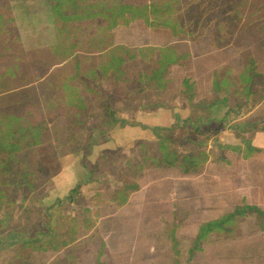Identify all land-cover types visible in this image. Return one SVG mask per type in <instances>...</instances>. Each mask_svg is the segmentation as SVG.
I'll use <instances>...</instances> for the list:
<instances>
[{
  "label": "rangeland",
  "instance_id": "obj_1",
  "mask_svg": "<svg viewBox=\"0 0 264 264\" xmlns=\"http://www.w3.org/2000/svg\"><path fill=\"white\" fill-rule=\"evenodd\" d=\"M205 2V6H193L187 16L193 21L226 20L228 28L210 30L220 34L219 40L227 48L216 55L214 61L201 60L191 64L192 67L198 66V69H194L196 75L193 79L201 81L203 87H209L210 77L200 73L206 65L212 68L231 67L232 70L223 80L217 78L220 89L209 92L202 89L194 94L192 91L189 92L192 99L184 100L181 75L174 76V80L165 84L164 88H157L153 80L144 81L143 75L138 74L142 71L144 74L152 72L154 59L135 61L132 52H129L131 59L125 64L123 74L117 73L100 80L99 76L68 75L67 80L78 90L77 98L71 94L70 100L85 99L88 105L87 109L81 110L75 124L70 126V129H75L74 142L70 141L68 135V123L74 120L73 113L66 108L50 107L46 112L49 123L42 134V143L18 153L10 174L0 175V217H6L5 222L0 223V264H264V232L257 229L251 217L240 223L238 228L233 227L232 234L226 237L212 234L195 247L198 227L207 220H186L179 211L176 215L172 214L169 200L171 188L178 181L181 185V177L176 170H149L148 167L156 161L152 159L160 155L154 141L142 142L140 146V143L127 145L125 141L116 139L111 150L101 148L94 153L88 146L91 131L101 138L100 142L110 138L111 132L106 131L104 113L99 107L108 97L110 105L114 106L115 117L122 119V115L126 114V121L133 123L140 103L142 110L151 111L159 105L179 107L184 102L191 103L196 96L198 106L195 104V110L200 111L204 106L216 103V100L225 99V110L228 107L237 112L231 113L223 126L216 123L204 125V122L199 124L200 131L195 132L180 123L172 133H163L173 141V149L178 155L197 156L199 159L207 156L212 163H221V151L214 146L216 140L244 150L245 142L250 141L252 133L243 123L264 118V36L260 29L264 25V0ZM234 8L236 12L230 11ZM50 11L44 0H0V81L7 85L3 90L10 89L13 84L21 86L32 82L31 69H44L51 63L48 54H40L41 58L34 55L37 49L46 50L53 45L45 39L49 32L46 16ZM239 24L242 26L238 27ZM197 32L202 33L203 29ZM93 48V45L86 44L87 51L84 53H89ZM119 50L115 45H110L106 54L122 55L120 51L124 49ZM249 56L256 59V67L251 65ZM34 59L35 62L32 61ZM26 62L27 67H34L28 70H25L26 67L16 68L11 78L9 72H5L7 67L14 64L21 66ZM245 62L253 69L251 83L243 80ZM117 69L121 70V66ZM241 72L242 81L239 78ZM61 77L51 75L37 88L31 86V92L22 104L18 102L8 106L6 99L0 107L20 115L26 105L37 106L36 101L42 95L53 98L54 106L61 104L64 107L67 101L64 95L68 92L62 88L64 76ZM8 82H11V86ZM84 85L97 87L100 95L95 101L82 88ZM245 86H249V90H244ZM58 98L65 102H60ZM262 124L264 126V121ZM214 131H218V134L214 135ZM73 153L79 157L83 167H87L81 181L88 179L90 183L82 185L77 193H70L62 200L63 204L55 205V200L47 202L54 188V178L62 166L61 160ZM237 156L227 154V157L234 159H238ZM73 162L75 160L69 164ZM210 172L213 173L208 172L198 180L193 177L199 182L192 196L206 199L205 209L217 208L219 203L220 210L225 205H233L234 200L240 198L234 190H231L236 194L234 199L223 196L226 201L218 202L211 194L208 195L214 192L212 183L208 181L211 182L212 176L216 177L215 169L210 168ZM138 183L140 191L134 194L133 187ZM189 190L193 192L192 188ZM215 190L218 191L217 188ZM121 191L125 196L133 194L139 208L129 210L118 206L117 202L122 200ZM182 191L185 192V189ZM178 198L183 200V197ZM114 199H117L116 203ZM136 211L142 214V218L133 215ZM195 215L204 214L197 210L192 217ZM50 232L56 235L55 239L51 238ZM28 238L35 240L32 247L26 242ZM73 239V244L59 252L50 250L47 254L38 253L42 247L59 248L62 246L60 241Z\"/></svg>",
  "mask_w": 264,
  "mask_h": 264
},
{
  "label": "trees",
  "instance_id": "obj_2",
  "mask_svg": "<svg viewBox=\"0 0 264 264\" xmlns=\"http://www.w3.org/2000/svg\"><path fill=\"white\" fill-rule=\"evenodd\" d=\"M46 4L50 7V12L46 16V25L49 28V32L46 34L45 39L47 43L53 44L49 46L46 50L37 49L34 55H38V58L42 56L40 54H48V58L50 57L51 63L41 69L40 67H35L32 70L33 81L21 85L16 86L12 85L11 82H8V85L11 86L10 89H5L7 85L1 83L0 81V105H2V101L7 100L8 106L10 104L16 105L18 102L22 104L25 102L26 96L31 92V86H37L46 80V78L51 77V75L58 76L62 79L61 75L64 76V81L62 80V88L66 90L67 101L64 107L61 104L54 106L53 98H46L44 95H39L41 97L36 101L37 106H29L24 107L20 113V115H15L11 110L4 111L2 107H0V175L6 176L10 174L13 170V165L16 161L17 154L23 150L31 149L42 143V134L44 130L47 129L49 121L46 120V112L49 111L50 107L53 108H66L69 113H73L74 120H70L68 123L69 127V138L70 141L74 142L75 140V130L73 127L70 129V126H73L78 120V116L81 113V110L87 109L88 105L84 102L85 99L75 100L71 99V94H74L75 98H77V87L71 85V83L66 78L68 75H72L73 77L79 76H99V80L103 77L111 76L114 74H123L125 73V68L123 65L125 62H128L131 59V55L127 50H121L122 47L116 46V48H120V53L115 54L113 56H109L106 54L107 49L111 43L113 38L112 30L117 28L119 25H127L133 18H135L138 14H143L146 17L148 14L154 16L156 19L157 16L166 15L167 11L163 9H159L158 7L150 6L143 9L127 8L121 4L119 0H44ZM138 10V11H137ZM141 11V12H140ZM148 11V12H147ZM147 18V17H146ZM226 29V28H220ZM261 33L264 36V25L261 26ZM16 38V37H15ZM90 44L93 45L94 48L90 50L89 53H84L87 51L85 49V45ZM85 55V56H83ZM133 58L134 55H132ZM248 60L250 61L252 66H257L255 59L252 56H249ZM35 62V59L32 60ZM167 60L156 61L154 62L155 67H153V71L148 74H142L145 78L144 81L149 80L150 82H155L157 84V88H164L163 86L167 84L165 74L163 73L165 67L167 65ZM245 62L244 69L245 75L243 76V80L245 82H253V69L247 66ZM121 66V70L117 68ZM26 67V69H25ZM33 65L27 67V62L24 65L14 64L12 67H7L5 72H9V76L11 78V73L14 69L20 68L28 70ZM223 69V70H222ZM218 73L214 75V85L213 90L218 91L220 86L217 85V78H221L223 80L224 76L231 71L229 67L225 66ZM4 74V73H3ZM6 74V73H5ZM239 78L242 81V72ZM21 75V74H20ZM1 77V76H0ZM75 80L81 83L79 78ZM220 80V79H219ZM242 83V82H241ZM183 86L185 88V93L188 95L189 92H192V85L189 84L188 80H184ZM85 92H87L92 100H96L100 94L97 91V87L88 88L85 85ZM249 90V86H245L244 90ZM94 90V91H93ZM63 91V90H62ZM60 92V91H59ZM73 92V93H72ZM16 94L15 97H12V94ZM65 93V92H63ZM97 93V94H95ZM190 97V96H189ZM37 98V97H36ZM63 98V96H62ZM192 98H189L191 100ZM61 100V98H58ZM57 100V101H58ZM70 100V101H68ZM225 99L221 101L216 100V103H225ZM65 102V101H64ZM109 97L106 98L105 103L102 106H99L104 113V122L107 127L106 131L112 132L117 128L128 126H139L133 123H128L122 119H118L115 117V109L114 106L110 105ZM213 104V105H214ZM160 106V105H159ZM143 105L137 107V110H142ZM236 109H229L227 107V111L221 118H213L207 121H203L201 119L191 120L185 119L182 122V125L185 127H191L195 132L200 131V123H204V125H211L213 123L224 125L231 113H236ZM80 120V119H79ZM82 122V120H80ZM264 118L260 121H252L248 120L243 123V126H247V131L251 132L252 135L257 132H264V126H262V122ZM103 122V124H104ZM179 124L171 125L170 127H145L142 126L143 129L149 130L152 136H154V141L157 145V149L160 153L159 157L154 158V164L150 167L156 168H178L181 170L183 174H195L200 171L203 165L208 161L207 156L203 159H199L197 156H179L177 151L173 149V141L169 136L164 135L163 133L168 132L172 133L174 129L178 128ZM98 130H101L98 128ZM246 131V132H247ZM103 133V132H102ZM218 134V131H214V135ZM88 146L91 151H96L101 148H106L108 150L112 149V145H114L113 140H103L100 142L101 138L96 137L92 131L88 135ZM148 140H133L132 144H138L142 142H151ZM244 150L240 151L239 148L227 144H222L220 141L216 140L214 143L215 148L218 150L228 149L239 154H243V157H247L250 154L259 152L258 149L251 146L250 141L245 142ZM142 146V144L140 145ZM209 157V153H208ZM84 168H87L84 165ZM90 181L88 179L80 181L77 183L70 191L71 195L77 193L82 185L89 184ZM139 189L138 185H134L133 192ZM69 193V194H70ZM122 194V200L117 202V199H114V203L117 202L119 205H123L127 202L128 196H125L123 191L120 192ZM120 193H118L120 195ZM69 196V195H68ZM1 198V197H0ZM65 199V198H64ZM61 200H56L55 205L62 202ZM1 203V202H0ZM248 217H251L255 221V225L260 232H264V210L260 209L254 205H248L246 203H242L241 205L236 206L233 211L224 213L221 217L210 220L207 222H203L197 231V235L195 238V247H198V244L209 238L212 234H217L218 236H228L233 233V227L238 228L239 224L245 221ZM6 217H0V223H4ZM51 229V228H49ZM235 232V231H234ZM50 234H52L50 232ZM17 235V233L15 234ZM51 238L55 239L56 235L52 234ZM73 240H62L60 241L59 248H41L42 252H46L51 250L53 252H59L63 248L69 247L75 241ZM35 240L33 238L26 239L31 247ZM8 242V241H7ZM4 243V242H2ZM14 244V242L12 243ZM44 244V243H43ZM14 246V245H13ZM33 249V248H32ZM33 249V251H35ZM38 251V250H37ZM39 252V251H38ZM75 264V263H74Z\"/></svg>",
  "mask_w": 264,
  "mask_h": 264
},
{
  "label": "crops",
  "instance_id": "obj_3",
  "mask_svg": "<svg viewBox=\"0 0 264 264\" xmlns=\"http://www.w3.org/2000/svg\"><path fill=\"white\" fill-rule=\"evenodd\" d=\"M119 1L122 5L130 9L144 10V8L156 6L159 9L167 11V13L164 16H157L156 19L150 14L146 16L147 18L144 17L143 14H138L127 25L117 26V28L113 29L111 32L113 33V38L111 40L113 45L120 46L127 50V52H132L135 61H151L154 59L153 62H156L167 60L168 62L163 72L166 77V82L169 83L174 80V76L181 75L183 77L180 84L183 90L182 94L186 97L184 100L188 101L190 98L189 95L185 93V88L183 86L184 80H188L189 84L192 85L193 94L202 89H205V92L213 90L214 75L226 65L220 68H212L206 65L200 73L202 76L204 75L207 78L210 77V85L209 87L207 85L203 87L200 84L201 81L196 82L195 80L197 79H193V76L196 75L194 69H198V66L192 67L191 64H194L196 61L200 62L201 60L214 61L216 55L226 50L227 46H223L219 40L220 34L210 29L228 28L229 24L226 20L220 22H213L211 20L205 22V20L202 19L193 21L192 18L187 16V14L192 11L193 6H205V0ZM230 11L236 12V8ZM240 26H242V24L238 25V27ZM198 29H203V32H197ZM126 63L127 62L124 63L123 68ZM229 69L232 70L231 67H229ZM144 73L143 71L142 73L138 72V74ZM194 99L195 100L191 103L186 104L184 102L179 107H177L178 105H174V107L160 105L157 106V109L151 111L138 110L133 119V124L139 126L125 125L124 127L117 128L110 133L109 140L115 142V140L118 139L121 142L125 141L127 145L131 144L133 140L151 141L154 140V136L151 135L149 130L143 129L142 126L170 127L171 125L182 123L185 119H191L193 121L201 119L207 121L209 119L221 118L224 116L226 110L223 103L214 105L212 103L211 105L204 106L202 110L198 111L194 108L196 96ZM121 118L126 121L128 117L124 114ZM250 143L251 146L258 149L259 152L250 154L245 158L243 157V152L239 154L238 152L228 149L219 150L221 151L220 160L222 159L223 162L212 163V160L209 158L200 171L195 174H183L178 168L148 167L149 170L152 171L170 169L176 170L179 173L178 175H180L182 183L179 185L180 183L178 181L177 184H173L171 188L172 196H170L171 198L169 199L171 200L172 214L176 215L178 214L176 212L179 211L180 214L183 213V219L202 218L209 221L221 217L226 212L233 211L236 206L242 203L254 205L264 210V132L253 134ZM113 146L114 145H112V148ZM228 153L236 154V156L238 154V159L227 157ZM69 157H73V159L68 160L67 158ZM78 158L76 153H73L61 160L62 166L57 176L54 178V188L51 195L47 197V202L48 200L58 201L67 197L71 189L84 177L85 168ZM73 160H75V162L70 165V161ZM210 168L216 170V177L212 176V179H210L211 182L208 181V183H212L211 187L214 190L213 193H208V195L211 194L220 202V200H224L223 196H228L229 198L232 196L234 199L236 194L231 192V190H234L240 197L238 200H234L235 202L233 205L227 203L228 205L223 206V210L222 208L220 210L221 203L218 205L219 208L205 209L206 199L195 198L191 194L194 193L196 184L199 182L195 181V178L198 180L199 177L206 175L208 172L213 173L210 172ZM138 187L139 189L135 191V193L140 191V183H138ZM183 188L185 192L182 191ZM189 188H192L193 192H189ZM215 188H217L218 191H216ZM177 195L181 198L183 197V200L178 198ZM132 196L133 194L129 195L127 202L118 206L122 208L127 207L129 210L139 208L140 205L138 202L134 201ZM197 210L204 215H195L192 217ZM133 215L136 218H142V214H140L139 211L134 212ZM49 251L50 250L46 252L39 251L38 253L42 252V254H47Z\"/></svg>",
  "mask_w": 264,
  "mask_h": 264
}]
</instances>
